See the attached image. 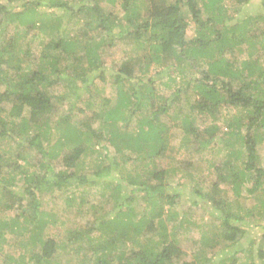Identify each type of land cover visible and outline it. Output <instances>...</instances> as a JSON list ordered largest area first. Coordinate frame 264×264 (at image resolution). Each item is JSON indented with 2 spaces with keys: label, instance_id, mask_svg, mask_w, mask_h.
Wrapping results in <instances>:
<instances>
[{
  "label": "trees",
  "instance_id": "trees-1",
  "mask_svg": "<svg viewBox=\"0 0 264 264\" xmlns=\"http://www.w3.org/2000/svg\"><path fill=\"white\" fill-rule=\"evenodd\" d=\"M247 3L0 0V248L10 233L24 251L8 264H212L207 250L235 247L260 221L254 251L240 264H264V52L254 57L264 51V13L238 18L236 6ZM259 4L264 12V0ZM59 11L71 15L72 33L61 30ZM31 30L46 36L38 58L21 47ZM245 51L247 60L236 66V54ZM152 67L169 77L166 88L185 78L184 90L165 99L148 76ZM192 73L197 77L187 79ZM59 85L75 97L87 90L91 99L106 87L114 99L101 98L87 120L75 123L73 107L64 110L52 91ZM84 103L81 113L92 107ZM163 115L172 120L164 124ZM132 116L136 127L128 131ZM171 121L181 131L179 147L194 156L210 150L222 134L225 162L209 163L215 175L209 193L193 191L209 202L201 208L207 207L204 214L219 222L217 228L203 215L198 224L180 211L187 193L171 189L168 181L170 172L181 170V161L167 155ZM106 144L130 154L123 159L138 167L135 175L112 176L99 160ZM93 153L99 158L88 175L84 170L92 165L81 159ZM52 187H103L112 205L93 222L64 231L58 243L46 234L56 216L42 206V193ZM243 200L254 204L246 207ZM189 226L200 235L198 251L186 262L178 232ZM67 249L73 255L58 259V252L69 255ZM232 254L220 264H235L237 251Z\"/></svg>",
  "mask_w": 264,
  "mask_h": 264
},
{
  "label": "rangeland",
  "instance_id": "rangeland-1",
  "mask_svg": "<svg viewBox=\"0 0 264 264\" xmlns=\"http://www.w3.org/2000/svg\"><path fill=\"white\" fill-rule=\"evenodd\" d=\"M259 2L260 0H249V3L245 5H237L236 7L240 11L237 17H246V15L249 16L264 13ZM17 5L19 4L17 3ZM112 9L117 12L119 11L118 7H114ZM58 15L62 18L61 30L65 29L68 32L70 31L72 33L73 30L71 31V29L73 25V20L71 19V15L69 13L65 14L64 11H59ZM44 40H46V36L42 32H40V30H31L27 34V36L21 41V47H24L23 49L30 47L31 53L33 55L31 58H38L41 52L40 43ZM242 48L245 49V45ZM123 52L124 51H121L120 49L117 53H115V58L113 59L114 63H118L120 61ZM260 52L264 51L262 49H259L257 52H255L254 57H262L259 54ZM236 57V66H239L243 61L247 60V51H245L241 55L236 54ZM67 61L70 62L72 61V59L69 58ZM262 61H264V59H262ZM109 63L110 61L106 62V68L111 67ZM149 70L150 71L148 73V76L152 78L154 88L160 93V95H164L165 99L168 100L169 98L173 97V95H175V91H178L179 89H181V91L184 90V82H182V80L186 81L185 78L178 76L175 85L172 86L171 84L170 88H166L165 84L170 83L168 82L169 77L164 73L162 75L160 74L161 68L152 67ZM156 73H158V75H156ZM195 77H197V74L192 73L187 79L191 78V80H193L195 79ZM96 85L97 87H101L102 84L96 82ZM89 89L91 92H94L93 88L90 85ZM52 91L57 97H63H60V99H62L61 107L64 110H68L69 108L73 107L72 115L73 121L75 123H78L80 119L87 120L89 118V114L91 115L90 112L92 110H96L95 106L97 104V101H100L101 98L110 95L112 100L114 99V97L111 96L110 90L106 87L104 88V91H100V93L97 92L94 95V99L90 98L92 93H88L87 90L85 92L82 91L80 93V95L82 94V97H75V95L69 90L65 89L63 85L57 86V88ZM85 99L89 100L92 103V107L86 109L84 113H81L79 112V109H84L86 107V104L84 103ZM164 116L165 115L160 118V120L163 121L164 124L172 120L170 116ZM135 117L138 118V116ZM225 117H221V119H224ZM211 123L212 119L205 120L202 123L199 122L197 124V127H199V129H203ZM177 124L178 122L171 121L172 129L169 132L170 140L167 148V155L172 161H174L175 159L178 162L181 161L179 164L181 170H179L178 173H169L168 181L170 183L171 189H176L177 191L179 190L181 191V193H187L185 198L181 201L183 208L180 211L188 212L189 216L193 215L192 217L196 219L195 221L198 224L202 223V220H200V218L202 219L203 215L204 221H206L211 227L217 228L219 222L216 221L214 218L209 217V215L204 214V211L207 210V207H205L204 210L203 208H201L203 203L209 204V202H206V199L204 200V198L200 199L201 197H197L198 194H194L193 191H198L203 194L207 192L209 193L211 183L215 180L213 169L214 166L211 167L209 163H213L215 164V166H219L225 162L226 150L223 147V139L221 138L222 134L219 133V135L215 137V141L209 146L210 150H205L202 154L194 156L193 154H191V152L183 151L179 147V135L181 134V131L176 126ZM216 124L221 130H223V132H226V130H224L225 127L221 125L220 122H217ZM96 127L97 123H93L92 128L95 129ZM135 127L136 118L132 116L126 128H128V131H131ZM219 138L221 139L219 140ZM105 147L106 150L104 151H102L101 149L98 150L103 155L102 158H100L99 160H102L104 165L110 166L113 177H126L128 173L131 175H135V168L137 169L138 167L128 162L129 160L124 161L123 159H127L130 154H125V156H122L116 153L114 151V148L110 145L106 144ZM260 152L262 160L264 162V143L260 147ZM97 157L98 155L96 153H93L88 158L81 159V161H83L85 165H87L86 163H90L92 165L91 171L89 168L90 166L86 170H84L85 174L88 172L89 175L93 171V165L97 164ZM130 159L132 160L133 157L131 156ZM3 169H5V167ZM185 172H188V174H186ZM191 188H193V190H190ZM109 193L110 192L107 189H104L103 187H79L74 189L68 187L61 190H57L56 188L52 187L48 188L47 190H44V193H42L43 209L46 212L54 213L57 219V223L53 227H51L50 224L48 225V230L46 231L47 236L53 238L56 242L60 243L61 240H64V231H66L67 229H72L77 226H83L86 222H93L95 218L99 217L100 214H103L107 210V208L112 205V202L109 198ZM197 198L200 199L198 201L199 204L194 205L193 202L194 200H197ZM242 203L246 207H252V205L254 204V200H243ZM188 208L189 211L187 210ZM252 221L254 220L250 219L251 223ZM256 223L258 224L255 225V227H252V230L248 231L244 239L235 247L231 248L229 246L219 245L216 248L207 250V255L211 258L212 264H220L219 260L229 258L234 251H237V254H234L236 255L235 264L245 263L249 255L248 253H252L254 251V248L251 247V243L253 242V240L257 243L258 238L260 237V228L258 227L261 224V221L255 222L254 224ZM175 224L176 222L172 221L167 223V226L168 228H171ZM211 232L213 233V230ZM199 235L200 231H198L197 228H193L191 226L187 227L186 231L180 230L178 232V237L179 239H181V247L186 255L184 259L186 262L192 261V255L198 251L196 249L195 243ZM17 240L14 235L10 233L6 234L5 241L0 248V264H8V261H10V257L17 258L19 254L22 255L24 253V251H22L23 248L20 246L22 241ZM35 252H37V250ZM66 252H69V249H67ZM68 254L69 255H66L65 253L63 254V252H58V259H67L73 255L71 253V250ZM225 264L230 263L228 261Z\"/></svg>",
  "mask_w": 264,
  "mask_h": 264
}]
</instances>
